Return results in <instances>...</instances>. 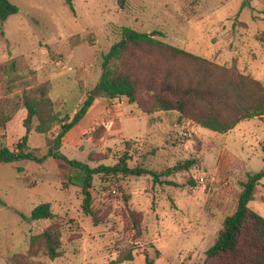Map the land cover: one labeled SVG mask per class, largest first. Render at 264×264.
I'll use <instances>...</instances> for the list:
<instances>
[{"label": "rangeland", "instance_id": "obj_1", "mask_svg": "<svg viewBox=\"0 0 264 264\" xmlns=\"http://www.w3.org/2000/svg\"><path fill=\"white\" fill-rule=\"evenodd\" d=\"M10 1L19 11L0 22V109L10 113L20 104L6 128L0 125V146L14 149L26 134L21 97L40 83H50L56 110L72 116L99 81L102 54L121 26L160 32L157 38L206 59L216 76L264 82V0H128L124 8L117 0H72L74 11L65 0ZM103 100L123 114L96 117L78 143L63 139L69 158L97 167L126 155L130 166L157 172L192 157L198 163L160 183L150 175H94L96 221L84 212L82 188L68 180L64 162L0 163V264H146V256L154 264H202L236 210L240 182L264 168V117L218 133L177 111L148 113L125 97ZM59 127L46 135L32 130L29 146L47 152L46 137ZM189 180L196 185H186ZM42 203L52 205L55 217L32 220ZM250 206L264 217V179ZM49 228L58 235L57 258L35 238ZM128 252L132 260L116 262Z\"/></svg>", "mask_w": 264, "mask_h": 264}, {"label": "trees", "instance_id": "obj_2", "mask_svg": "<svg viewBox=\"0 0 264 264\" xmlns=\"http://www.w3.org/2000/svg\"><path fill=\"white\" fill-rule=\"evenodd\" d=\"M117 1L121 8L128 3V0ZM65 3L75 10L72 0H65ZM246 5L244 2L242 8ZM18 11V6L10 0H0V22H5ZM156 34L161 33L155 31L152 34L121 26L118 40L108 52L102 54L99 81L87 93L72 116L56 110L50 96V83H40L25 90L21 104L27 111L23 121L26 134L16 143L14 149L7 145L0 146V163L22 160L43 163L50 157L64 162L69 166L68 180L72 184H80L82 188L84 212L96 221L91 192L94 175L101 174L111 178L119 175H150L155 182L160 183L163 182L162 176L189 171L198 163L192 157L180 161L164 172H157L146 167L130 166L126 155L112 165L101 164L97 167L69 158L61 150L63 139L85 117L96 98L125 97L148 113L177 111L182 118L190 119L200 127L218 133L229 132L242 120L264 117V82L248 75L229 78L219 74L216 76L208 67L206 59L171 45L157 38ZM188 64L193 68H189ZM214 67L223 68L218 65ZM19 104L10 113L5 112V105L1 106L0 125L4 129ZM56 125L60 126L58 133L53 138L46 137L47 152L29 146L28 138L32 130L46 135ZM262 179L264 168L259 172H248L246 179L240 182L241 192L236 210L225 217L214 243L205 253L202 264H264V217L250 206ZM167 182L177 185L175 181ZM186 185L193 187L196 182L189 180ZM54 217L50 203L39 204L31 214L32 220ZM35 238L45 240L51 258L60 255L58 235L52 228L44 230ZM132 259V253L128 252L120 255L116 262ZM154 262L153 258L146 256V264Z\"/></svg>", "mask_w": 264, "mask_h": 264}, {"label": "crops", "instance_id": "obj_3", "mask_svg": "<svg viewBox=\"0 0 264 264\" xmlns=\"http://www.w3.org/2000/svg\"><path fill=\"white\" fill-rule=\"evenodd\" d=\"M107 105H109L107 103V101L103 100L102 97H98L95 99L93 105L90 107V109L88 110L87 114L85 115V117L74 127L72 128L67 134L66 136L64 137V144L67 142V141H73L74 143H78V141L81 140V137L83 135V133L93 127L98 121L99 119L97 120L98 117H100V115L102 116V114H106L107 112L108 113H111V115H113L114 118L116 117H121V115L123 114V111H122V107H112V108H109L107 107ZM160 114V113H158ZM91 115V117H90ZM88 117H90V121L89 123H87L84 128L81 129V131H78L77 133H74V135H72L71 137V134L77 129V127L79 125H81ZM97 117V118H96ZM123 124V123H122ZM119 125V128L118 130H124L123 129V126ZM237 127V126H236ZM235 127V128H236ZM233 128L232 130H230L228 132V134L232 133L234 131ZM32 134V132L30 133Z\"/></svg>", "mask_w": 264, "mask_h": 264}]
</instances>
